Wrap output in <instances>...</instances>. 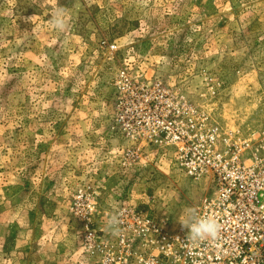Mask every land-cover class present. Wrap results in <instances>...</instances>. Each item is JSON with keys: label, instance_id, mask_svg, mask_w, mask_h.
<instances>
[{"label": "rangeland", "instance_id": "374dc122", "mask_svg": "<svg viewBox=\"0 0 264 264\" xmlns=\"http://www.w3.org/2000/svg\"><path fill=\"white\" fill-rule=\"evenodd\" d=\"M184 103L193 134L264 127V0H0V264H94L124 208L189 220L214 179L154 130Z\"/></svg>", "mask_w": 264, "mask_h": 264}, {"label": "built area", "instance_id": "2783aa9c", "mask_svg": "<svg viewBox=\"0 0 264 264\" xmlns=\"http://www.w3.org/2000/svg\"><path fill=\"white\" fill-rule=\"evenodd\" d=\"M194 112L192 104H177L157 117L154 130L169 131L179 167L195 179L213 177L214 194L183 221L124 208L125 219L112 224L115 242L86 227L85 249L94 264H264V127L249 138L214 125L193 134ZM207 217L220 225L218 235L189 239L188 225Z\"/></svg>", "mask_w": 264, "mask_h": 264}, {"label": "clouds", "instance_id": "9594fccd", "mask_svg": "<svg viewBox=\"0 0 264 264\" xmlns=\"http://www.w3.org/2000/svg\"><path fill=\"white\" fill-rule=\"evenodd\" d=\"M62 14V9L58 11L57 15ZM189 235L188 238L196 241L197 239L203 240L208 237L215 238L220 230V225L215 219L211 217L202 218L195 223L188 225Z\"/></svg>", "mask_w": 264, "mask_h": 264}]
</instances>
